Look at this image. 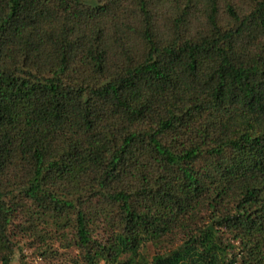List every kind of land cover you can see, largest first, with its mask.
I'll return each instance as SVG.
<instances>
[{"label": "trees", "instance_id": "1", "mask_svg": "<svg viewBox=\"0 0 264 264\" xmlns=\"http://www.w3.org/2000/svg\"><path fill=\"white\" fill-rule=\"evenodd\" d=\"M65 233L264 264V0H0V264Z\"/></svg>", "mask_w": 264, "mask_h": 264}, {"label": "rangeland", "instance_id": "2", "mask_svg": "<svg viewBox=\"0 0 264 264\" xmlns=\"http://www.w3.org/2000/svg\"><path fill=\"white\" fill-rule=\"evenodd\" d=\"M50 236L45 243L35 242L33 238H28L19 234L17 237L18 246L16 248L14 264H84L78 250L69 246L70 239L61 234ZM147 259H151L154 249L149 246L143 250ZM101 264H104L102 262Z\"/></svg>", "mask_w": 264, "mask_h": 264}]
</instances>
